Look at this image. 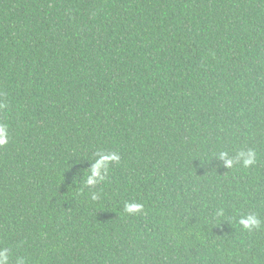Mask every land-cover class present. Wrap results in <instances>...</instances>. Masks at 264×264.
I'll return each mask as SVG.
<instances>
[{
  "label": "trees",
  "instance_id": "trees-1",
  "mask_svg": "<svg viewBox=\"0 0 264 264\" xmlns=\"http://www.w3.org/2000/svg\"><path fill=\"white\" fill-rule=\"evenodd\" d=\"M0 105L8 264H264V0H0Z\"/></svg>",
  "mask_w": 264,
  "mask_h": 264
},
{
  "label": "clouds",
  "instance_id": "clouds-1",
  "mask_svg": "<svg viewBox=\"0 0 264 264\" xmlns=\"http://www.w3.org/2000/svg\"><path fill=\"white\" fill-rule=\"evenodd\" d=\"M2 106V105H0ZM8 143V126L4 124H0V146ZM227 156V153H221V158ZM239 158L243 162V167L247 168L248 166L254 164L256 162V154L253 150H242L239 152ZM120 156L118 153L109 152L103 156L99 160H97L91 166V172L88 176L87 183L89 185H93L103 180V175L101 173L102 168H106L112 162H119ZM225 166L231 168L233 166V160L228 159L225 161ZM142 208V205L138 203H129L125 205V211L129 214L139 212ZM239 224L246 230L252 231L253 229H258L261 225V220L258 218L256 214H247L245 216L240 217ZM9 256L8 250L3 249L0 250V264H8ZM23 264V262H21Z\"/></svg>",
  "mask_w": 264,
  "mask_h": 264
}]
</instances>
